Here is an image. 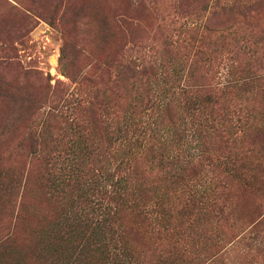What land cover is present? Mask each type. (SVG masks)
<instances>
[{"label":"rangeland","instance_id":"374dc122","mask_svg":"<svg viewBox=\"0 0 264 264\" xmlns=\"http://www.w3.org/2000/svg\"><path fill=\"white\" fill-rule=\"evenodd\" d=\"M6 1L18 10L0 1V79L11 85L20 105L0 99V264H71L79 254L75 248L84 244L80 237L91 235L92 229L100 231L97 224L104 217L99 205L103 193L98 188L103 180L97 176L104 164V158L99 161L100 154L103 157L100 151L93 150V158H86V168L95 177L88 187L77 179L62 187L52 185L50 167L28 169L27 159L12 153V147L27 141L30 133L38 137L40 131L39 137L45 141H71L74 137L65 132L63 123L50 116L53 106L57 103L56 109H65L63 95L70 98L76 91L88 65L106 56L116 65L132 41L145 55L152 74L161 72L168 80L167 87L162 84L168 90L162 97H170L172 102L166 119L174 124L183 115L180 130L185 128L186 135L180 130L177 134L200 133L197 140L205 153L200 154L195 143L176 138L180 147H188L182 157L193 155L186 163L174 168L175 162L162 156L156 157L153 169L138 168L130 197L134 202L140 198V202L107 218L109 233L105 237L120 241L118 228L123 229L127 244L134 247L128 259L135 260L132 264H264V172L254 170L264 164V151L243 152L255 138L241 132V126L230 125L234 135L226 136L217 120L206 126V115L188 119L187 112L175 107L188 98L172 90L187 88L192 73L190 84L224 90L215 96L216 106L226 105L228 100L232 107H241L262 128L264 137V53L251 54L258 46L239 42L243 35L255 38L251 19L240 23L246 13L241 7L253 6L249 14L258 17L259 29L264 30V0H240L235 5L232 0ZM82 3L85 9L80 12ZM99 16L109 21V39L103 45L99 30L85 26L87 17L97 20ZM236 23L237 33L233 30ZM69 61L74 81L63 74L62 63ZM24 70L31 75L23 74ZM41 76L50 79V88L39 89L52 103L49 100L41 106L37 115L28 114L23 100L38 93L36 77ZM15 116L18 118L13 120ZM103 118L99 111L91 135L84 132L82 138L102 139ZM242 139L247 140L240 145ZM169 149V145L164 147V153L170 154ZM241 156L244 180L227 173L228 164ZM114 167L112 164L110 170ZM220 182L223 185L218 189L227 187L226 202L212 196L213 184ZM87 189L90 191L84 194ZM156 195L163 205L165 226L156 225L153 231L149 211L154 205L147 206L145 201ZM253 222L257 225L249 231ZM102 239L101 232L95 233L75 264H110L114 254L120 255L122 251H105Z\"/></svg>","mask_w":264,"mask_h":264},{"label":"trees","instance_id":"16d2710c","mask_svg":"<svg viewBox=\"0 0 264 264\" xmlns=\"http://www.w3.org/2000/svg\"><path fill=\"white\" fill-rule=\"evenodd\" d=\"M0 1L8 4L9 8L18 10L16 6L10 4L8 1ZM232 2L233 5H235L242 1L232 0ZM233 5L231 8H234ZM79 7H81L80 12H82L85 9V3H82ZM252 7L253 6L246 5L241 7L245 8L244 10L246 13L243 16V20H240V23L251 19L250 22L255 30V38L251 40V34L249 36L243 35L240 37L239 42L245 46V44L251 41L252 47L258 46L257 49L251 51V54L259 55L260 50L264 53V48L259 47L264 46V30L259 29L258 17H253L249 14ZM235 10L237 11V8H235ZM86 20L87 23L85 26L90 27L92 31L98 29L101 33V45L107 43L109 39V33L107 31L109 21L107 17L99 16L97 20L94 18L92 19V17H87ZM94 22H97V25L94 26ZM119 22H124V20L120 19ZM92 27H94V29ZM238 27V23L233 25V30L236 31V33L239 29ZM203 28L207 31L209 30L208 27L203 26ZM133 42L134 41L130 44L131 47H128L125 51V57L117 61L115 60L117 62L116 65L109 56H106L103 60L99 58L95 59L93 63L88 65V70L79 78L76 83L77 87H75L76 91L71 94L70 98H68L69 94L63 95L62 100H64L65 109H56L58 106L57 103L53 106L54 111L50 113V116L58 118L63 123L65 132L74 137L71 141L65 144H61L57 139L45 141L42 140V137H39V135H41L40 131L38 137L30 133L27 141L21 140L12 147V153L19 156L22 155L27 159L28 169L38 166L50 167L52 172V185L62 187L69 186L71 181L76 179L78 183L88 187L89 185L87 183H89L90 179L94 180L95 177L93 176L94 171L86 168L87 164H89L86 162V158H88V155H92L93 158V150L100 151V153L103 154L102 158L100 154L99 159L101 162L104 158L103 170L101 168L100 171L102 174H98L97 176L103 180L99 183L98 188H100L103 193L102 203L99 205H101L100 208L103 209L102 213L104 217L98 221L97 227L98 230H100L98 232L103 234L102 241H104L103 247L105 251H122L118 256L114 254L113 257H115V259H111L110 264H125V260L132 257V248L134 249V247L132 246L131 248L127 244L123 229L118 228L120 241L117 239L114 241V239L107 238L105 235L109 233L106 227L108 222L107 218L117 213L121 214L126 208L131 209L130 206H134L135 203L140 202V198L134 202L130 197V191L135 188L134 181L138 168H141L143 165L146 166L145 168L147 170H151L154 168L153 164L156 157L162 156L171 158L172 162H175L173 163L175 166L174 168L181 166L184 162L186 163L187 160L190 159L189 157L193 155L187 154L182 157V153L188 150V147H180V142L176 138L185 139V143H195L194 146L198 148L199 153L202 155L205 153L204 148L197 140L201 136L200 133L191 130L190 134L187 136L177 134V130H180L181 123L184 121L183 115H180L178 121L174 124L170 119H166L172 102L170 101V97H162L168 92V90H163L162 84L165 83L164 85L167 87L168 80L163 78L161 72L159 74H152V67L147 66L145 55L135 49L137 45L135 43L132 45ZM129 52H133L134 55H130ZM90 54L93 53L90 52ZM262 57L264 60V56ZM2 63L4 64V61H2ZM71 67L72 63L70 61L64 64L62 63V68L66 71L63 74L74 81L75 77L69 72V68ZM261 69L264 71V67ZM150 72L151 76L149 75ZM31 73L30 70L23 71L25 75H31ZM192 77V73L187 77V88L179 87V89H172L174 93L177 92L180 96L186 95L188 98L184 101L179 100L177 106L175 103V107L187 112L188 119L196 120V115H206L204 119L206 126L217 120L219 122L218 124L223 127V133L226 132V136L234 135L230 125L238 129L239 126H241V132L255 138L253 141L249 142L252 145L243 152H256L260 154V152L264 151L263 130L257 126L255 119H250L249 113L246 116L241 107H232L228 100H226V105L216 106L217 98H215V96L219 93L223 94L225 91L211 85H192L190 84ZM48 78V76L45 78L42 76L36 77V81L39 85V87L36 88L38 93L35 95L30 94L23 100L28 114H33L35 112L37 115L39 113H37L36 110H40L41 106L47 104L49 100L52 103V98H47L48 94L46 95V92L42 90V92H40L39 89L41 87L45 89L51 87L49 84L50 79ZM159 86L162 87L161 90L158 89ZM19 88L22 89V85H19ZM81 88H86L84 89L85 92L81 90ZM16 94L17 93L12 89L11 85H7L5 80L1 78L0 99L6 102L12 101V104L18 107L20 103L15 100ZM46 98L47 101H45ZM57 98L58 97L55 99ZM99 111L104 114V118L101 119L103 123L102 128L104 130L102 139L91 141L82 138L84 132L91 135L90 128L94 124V120ZM207 111L208 114L210 113L209 115L206 114ZM17 118L18 117L15 116L13 120ZM224 128H226V130H224ZM180 131L186 135V133H184L185 128ZM246 140L244 139L240 145H243V142ZM167 145H169L170 154L164 153V147ZM253 145L254 149H252ZM59 147L61 148L59 149ZM239 158H241V161H239ZM239 158L228 164L227 173L235 179L242 178L244 180L246 177L243 174L245 166H243V156ZM143 159H145L148 164H144ZM219 159L222 163L223 157ZM161 162H163V160ZM112 164L115 166L113 171L110 170ZM168 167L172 168V166ZM254 170H260L261 173H263L264 164L255 166ZM113 178H115L114 183L112 182ZM87 180L88 182H86ZM221 185H223L221 182L213 184L215 189L212 196L218 200L223 199L226 202L227 199H225V196L227 194V187L218 189ZM10 186L14 188L12 184ZM217 189L220 191L218 195L215 194V192L217 193ZM87 191L90 190L87 189L84 194H86ZM111 192L114 195H111ZM151 198L146 199L145 204L149 206L153 203L154 205L153 210L149 211L150 219L154 222L152 226L154 231L156 225L162 228L165 226V217L160 210V207H163V205L160 203L157 195L155 198ZM256 225L257 223L253 222L248 228L249 231ZM98 232L92 229L91 235L80 237V240L83 241L84 244L75 248L76 251H79V254L77 253L78 255L72 260L71 264H75V262L79 261V256L83 254L88 240ZM127 251H131V253ZM133 261L135 260L133 259L130 262L128 260L126 264H132Z\"/></svg>","mask_w":264,"mask_h":264}]
</instances>
